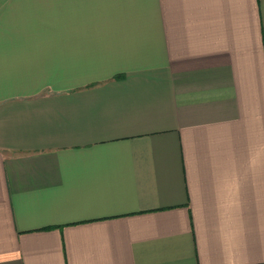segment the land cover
Returning a JSON list of instances; mask_svg holds the SVG:
<instances>
[{"label":"crops","instance_id":"obj_1","mask_svg":"<svg viewBox=\"0 0 264 264\" xmlns=\"http://www.w3.org/2000/svg\"><path fill=\"white\" fill-rule=\"evenodd\" d=\"M0 264H264V0H0Z\"/></svg>","mask_w":264,"mask_h":264}]
</instances>
